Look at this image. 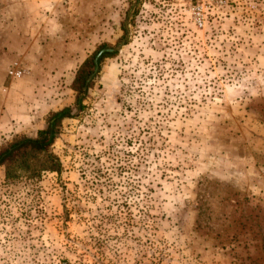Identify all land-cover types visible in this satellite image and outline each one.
Returning <instances> with one entry per match:
<instances>
[{
  "label": "rangeland",
  "instance_id": "1",
  "mask_svg": "<svg viewBox=\"0 0 264 264\" xmlns=\"http://www.w3.org/2000/svg\"><path fill=\"white\" fill-rule=\"evenodd\" d=\"M64 107L60 174L0 167V264H264V0H0V149Z\"/></svg>",
  "mask_w": 264,
  "mask_h": 264
},
{
  "label": "trees",
  "instance_id": "2",
  "mask_svg": "<svg viewBox=\"0 0 264 264\" xmlns=\"http://www.w3.org/2000/svg\"><path fill=\"white\" fill-rule=\"evenodd\" d=\"M122 30L126 32L124 28ZM124 44L120 42L115 47L100 45L77 68L71 83L76 112L84 108L83 102L102 62L117 55ZM75 116L71 107L51 112L46 118V126L38 130L34 137H18L1 148L0 167L4 169L7 183L22 179L36 180L46 172L60 174L62 165L51 149L62 131L63 122Z\"/></svg>",
  "mask_w": 264,
  "mask_h": 264
}]
</instances>
